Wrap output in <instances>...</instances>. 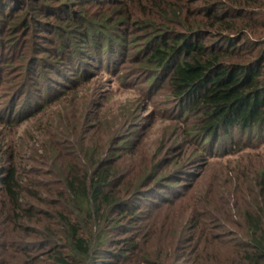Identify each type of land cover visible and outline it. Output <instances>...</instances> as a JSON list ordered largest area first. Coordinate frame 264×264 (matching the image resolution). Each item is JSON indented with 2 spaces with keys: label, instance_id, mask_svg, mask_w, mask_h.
Here are the masks:
<instances>
[{
  "label": "trees",
  "instance_id": "16d2710c",
  "mask_svg": "<svg viewBox=\"0 0 264 264\" xmlns=\"http://www.w3.org/2000/svg\"><path fill=\"white\" fill-rule=\"evenodd\" d=\"M96 1L99 0H30L27 5L24 0H0V57L10 38L18 40L23 32L32 33L34 22L51 17L60 24L53 26L59 37L58 54H65L72 46L83 54V49L90 47L101 55L118 50L122 59L135 48L134 62L149 73L150 92L166 90L176 102V120H190V128L177 138L181 145L185 143L192 149L184 150L180 144L169 148L179 156L170 169L162 157L153 165L144 161L137 170L129 172L124 156L107 157V151L105 157L87 158L88 163L95 162L92 167L79 166L77 170L67 164L63 202L51 203L56 210L53 214L41 211L48 219L47 225L35 231L33 236L38 243L32 251L25 249L12 256L27 260L42 251L51 264H91L93 259L103 260V264H264V186L252 203L246 198L253 197V190L245 183L234 187L229 198L221 201L215 198L217 192L211 196L184 184L193 177L189 171L191 162L229 155L233 148L264 135V42L248 40L249 35L264 28V21L259 28L254 21L255 10L264 8V0H186L191 7H184L188 14L181 25L183 31L179 32L151 21L138 23L130 14L115 19L90 18L88 8ZM109 1L107 5L115 6ZM168 1L180 0H120L116 6L127 3L142 8L143 4L152 3L158 8ZM195 4L199 6L198 14L191 11ZM61 7L67 11L58 17L55 11ZM129 24L144 32L143 43L138 47V41L128 44L127 37L114 33L118 26ZM12 33L14 37H9ZM9 85L11 92L17 83ZM52 96H46V101ZM27 109L25 113H33L38 108ZM4 118L0 114V119ZM118 141L128 149V140ZM22 183L16 168H0V198L5 199L13 214L21 213L32 220L30 210L24 206L27 191ZM175 185L184 192L194 190L189 200L181 194L171 193L170 198L162 195ZM157 191L160 193L150 209L174 207L172 201L184 196L192 201L187 205L188 213L183 214L185 219H175L177 230L170 233L155 225L153 229L158 228L163 239H157L154 233L151 240L149 236L141 244L142 238L126 237L117 246L115 231L123 229V234H128L117 220L134 223L142 205L136 201ZM133 195L139 197L130 201ZM4 208L0 209V216ZM172 220L174 217L171 223ZM229 224L238 227L246 239L227 246L222 234L213 233ZM5 251L11 253L10 248Z\"/></svg>",
  "mask_w": 264,
  "mask_h": 264
},
{
  "label": "rangeland",
  "instance_id": "374dc122",
  "mask_svg": "<svg viewBox=\"0 0 264 264\" xmlns=\"http://www.w3.org/2000/svg\"><path fill=\"white\" fill-rule=\"evenodd\" d=\"M24 1L30 5V0ZM119 1L110 0L109 3L115 5L113 7L107 5V0L92 3L88 8V17L106 16L115 19L130 14L138 23L151 21L157 26H166L179 32L183 31V20L187 19L185 16L188 11L185 12L184 7L186 4L191 7L186 0L168 1L161 3L158 8L153 7L152 3H145L142 8H134L127 3L116 6ZM172 5L177 8L174 9ZM74 8L79 11L77 6ZM198 8V4H195L190 10L196 12ZM66 11L61 7L55 11V15L61 17ZM255 14V25L259 28L264 21V8L255 10ZM39 19L42 22H34L32 33L25 31L18 40L10 38L5 44L9 46L1 50L0 114L7 119H0V168L14 167L18 170L19 178L23 180L22 187L27 191L24 206L30 210L32 220L21 213L13 214L5 199L0 198V209L5 207L0 216V246L3 247L0 250V264H51L42 251L27 260L20 255H16L18 258L12 255L20 254L25 249L31 250L37 245L38 240L33 235L35 231L43 229L48 220L41 211L53 214L56 210L51 207V203L63 202L67 164L77 170L79 166L92 167L95 162L88 163L87 158L92 155L94 159L105 157L107 151V157L124 156L129 172L137 170L144 161L153 165L162 157L168 163L167 169H170L172 162L179 156L168 149L178 146L183 132L191 126L187 118L184 121L176 120V102L170 99L166 90L150 92L149 73L134 62L137 57L134 56L135 48L131 50L132 54H125L122 59L118 50L101 55L90 47L83 49V54L74 51L73 46L65 54H58L56 48L59 37L53 26L60 24L52 17ZM146 28L150 29V26ZM258 31L249 35L248 40L252 43L264 42V28ZM114 33L127 37L128 44L133 45V42L138 41L140 44L137 47L145 37L135 24L118 26ZM14 34L9 37H14ZM32 41L34 46L30 43ZM213 41L216 43V40ZM14 47L19 52H14ZM9 83H17L11 92ZM51 95L53 98L47 102L45 97ZM27 107L29 110L38 109L33 113L32 110L25 113ZM19 114H24L21 119H13ZM75 123L77 126H74ZM124 139L129 141L126 150L118 141ZM249 142L233 148L234 152L229 155L196 164L191 162L189 171L193 177L184 184L187 183L194 190L198 188L206 194L211 193V196L217 192L215 198L217 196L221 201L229 198L234 187L245 183L253 190V197L246 198V201L254 203L255 197L261 195V186H264V135ZM181 146L184 150L192 149L185 143ZM194 190L184 192L175 185L162 195L170 198L171 193L181 194L189 200ZM158 193L144 196L142 200H137L139 195L129 198L142 205L134 223L127 224L120 218L117 220L128 233L123 234V229L115 231L113 239L118 243L117 246L126 237L142 238L141 244L146 243L149 236L151 240L154 233L157 239H163L158 228L153 229L155 225L169 233L177 230L175 219H185L183 214L188 213L186 208L192 201L188 202L183 196L181 200L172 201L174 207L151 210L150 205L156 203ZM213 233L222 234L227 246L235 245L244 238L241 230L232 224ZM5 248H10L11 253ZM102 261L93 259L91 264H103Z\"/></svg>",
  "mask_w": 264,
  "mask_h": 264
}]
</instances>
